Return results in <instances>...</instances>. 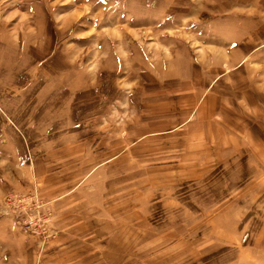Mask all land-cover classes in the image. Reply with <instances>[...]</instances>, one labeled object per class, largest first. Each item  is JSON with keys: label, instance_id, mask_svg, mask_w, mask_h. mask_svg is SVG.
Here are the masks:
<instances>
[{"label": "rangeland", "instance_id": "1", "mask_svg": "<svg viewBox=\"0 0 264 264\" xmlns=\"http://www.w3.org/2000/svg\"><path fill=\"white\" fill-rule=\"evenodd\" d=\"M241 1L0 0V264H264V58L219 10Z\"/></svg>", "mask_w": 264, "mask_h": 264}, {"label": "crops", "instance_id": "2", "mask_svg": "<svg viewBox=\"0 0 264 264\" xmlns=\"http://www.w3.org/2000/svg\"><path fill=\"white\" fill-rule=\"evenodd\" d=\"M241 2L242 3L240 6L242 8H241V11H239V13L234 11L233 7L230 9L227 8L226 6L219 8L220 11L236 13V15H232L231 19L234 24L231 25V28L238 29L239 31L238 33H236V31H233V30L232 32L230 31V34L227 35L230 37L229 40H226L228 39L226 37L225 41L223 42L225 44L227 43L230 45L232 43L233 45H235L234 48L237 49L235 54L237 53L238 55L236 57L238 59L237 61H243L247 58L260 60L261 58H264V0H251V2L250 0H242ZM215 6L212 7L211 2H210L209 7H208L209 11L211 10L216 11L217 8ZM228 20L229 18H227L225 22L228 23ZM239 20L240 22L238 23ZM262 66L264 67V63L262 62L257 63V68L259 69H257L258 71L256 75L259 74V71L263 68ZM0 108H2L1 110H3L4 105L2 104ZM5 117H6L5 119H7L8 121L9 117H8L7 111H6ZM2 158L4 157L2 156ZM32 163H33V160L31 163L29 161H25V164L27 167H32ZM6 179H8V177ZM80 196L84 197L82 193L80 194ZM70 199H71V202H76V200L78 199V194L71 193ZM77 209L79 210L78 207ZM78 210L76 211L77 213L80 211ZM73 214L74 213H66V214L64 213V215L62 214V216H65V218H70ZM0 223H1V226L9 225V227L11 228L10 229L11 231L9 230V232L7 231L5 232V230H0V242L9 244L11 243L10 238L11 236H13V233H12L13 228L17 227L16 220L11 215H3L2 213H0ZM56 246H61V249L67 248L70 251H73L74 249L72 243L70 244L61 243V245H56ZM28 248L29 247H24L23 248L24 252H27ZM5 251L10 252L8 248H6ZM20 253H22V250L20 251ZM15 257L16 256L13 255L12 258H15ZM0 258H2L3 260V258L5 257H2V255L0 254ZM7 258H11L10 255H8ZM29 263L31 264V262ZM11 264H14L13 259L11 260Z\"/></svg>", "mask_w": 264, "mask_h": 264}, {"label": "built area", "instance_id": "3", "mask_svg": "<svg viewBox=\"0 0 264 264\" xmlns=\"http://www.w3.org/2000/svg\"><path fill=\"white\" fill-rule=\"evenodd\" d=\"M25 198H27V196H23V198L22 197L21 198L16 197L18 204L15 206H11L10 195H8L4 200V205L9 210H11L12 212H10V213H12L14 215H23V214L25 215V214H28L26 210L32 211V213L28 214L30 216L27 218H24V220H23L25 228L31 229L32 227L39 226L40 228H42V230H44V232H47V226H43V224H44L43 221L49 219L48 215L50 214V212L45 211V213L44 212L41 213L40 208L44 209V206H43L42 202L38 201L39 199H37L36 197H34V198L29 197L30 199H29V201H27L28 203L23 202V201H25Z\"/></svg>", "mask_w": 264, "mask_h": 264}]
</instances>
